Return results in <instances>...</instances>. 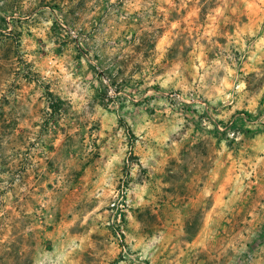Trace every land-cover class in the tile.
<instances>
[{
    "label": "rangeland",
    "instance_id": "1",
    "mask_svg": "<svg viewBox=\"0 0 264 264\" xmlns=\"http://www.w3.org/2000/svg\"><path fill=\"white\" fill-rule=\"evenodd\" d=\"M0 264H264V0H0Z\"/></svg>",
    "mask_w": 264,
    "mask_h": 264
},
{
    "label": "crops",
    "instance_id": "2",
    "mask_svg": "<svg viewBox=\"0 0 264 264\" xmlns=\"http://www.w3.org/2000/svg\"><path fill=\"white\" fill-rule=\"evenodd\" d=\"M63 134H59L55 137L54 142L56 144V150H60L62 144H63Z\"/></svg>",
    "mask_w": 264,
    "mask_h": 264
},
{
    "label": "trees",
    "instance_id": "3",
    "mask_svg": "<svg viewBox=\"0 0 264 264\" xmlns=\"http://www.w3.org/2000/svg\"><path fill=\"white\" fill-rule=\"evenodd\" d=\"M51 108H52V113H54L55 111H57L59 109V104H56L55 102L51 103ZM247 117H249V115H247Z\"/></svg>",
    "mask_w": 264,
    "mask_h": 264
}]
</instances>
